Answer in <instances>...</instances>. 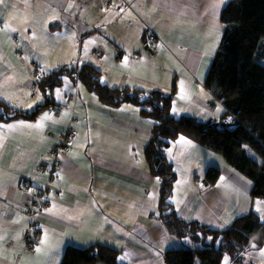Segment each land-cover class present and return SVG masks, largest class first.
I'll return each mask as SVG.
<instances>
[{
    "label": "crops",
    "instance_id": "obj_1",
    "mask_svg": "<svg viewBox=\"0 0 264 264\" xmlns=\"http://www.w3.org/2000/svg\"><path fill=\"white\" fill-rule=\"evenodd\" d=\"M226 2L5 0L0 4V100L10 104L9 97L12 106L33 109L46 99L45 91L32 82L35 67L47 72L80 63L100 70L101 82L109 87L170 92L173 83L175 116L197 117L196 109L204 111L207 105L218 103L221 112L207 118L219 120L225 107L204 80L223 31L219 15ZM106 24L110 30L106 31ZM146 26L160 39L152 53L145 48ZM132 106L109 107L80 86L73 123L79 134L86 135L91 124L101 128L99 138L115 131L120 139L128 138L129 157L108 153L114 145L94 142L89 147L79 145L81 140L72 142L63 154L57 179L48 187L33 253L22 249V228L30 223L25 205L34 187L22 181L43 183L36 165L41 160L49 162L54 155L52 148L67 125L69 110L63 108L52 116L44 107L34 119L0 123L14 125L0 127V264H59L62 254L57 246L45 258L46 244L56 243L66 228L75 242L69 245L109 244L119 248L117 259L123 264H165L167 249L200 247L188 236L168 232L157 217L158 181L147 170L142 152L152 121ZM116 108L121 112L116 113ZM45 113L51 119L41 120ZM20 121L24 125L39 121L42 127H26ZM164 153L176 172L170 202L181 218L217 230L250 211L264 219V199L250 195L249 180L228 167L219 153L184 136L172 140ZM209 166L219 169L213 183L205 176ZM242 256L250 264H264V242L244 250ZM225 257L227 264H234L228 255L220 264Z\"/></svg>",
    "mask_w": 264,
    "mask_h": 264
},
{
    "label": "trees",
    "instance_id": "obj_2",
    "mask_svg": "<svg viewBox=\"0 0 264 264\" xmlns=\"http://www.w3.org/2000/svg\"><path fill=\"white\" fill-rule=\"evenodd\" d=\"M219 18L224 27L204 80L225 107L219 120L175 116L171 112L173 83L170 92L109 87L101 82L100 70L80 63L45 72L38 87L45 91L46 99L33 109L14 108L0 100V123L34 119L40 109L53 104L51 90L61 84L63 76H69L107 106L126 102L139 106L140 113L152 120L142 152L147 170L158 181L157 217L171 234L200 243L197 248L167 249L163 252L165 264H220L224 255L234 264H250L241 251L264 242V219L254 211L217 230L195 219L181 218L170 202L177 176L164 150L178 136L219 153L228 167L249 180L250 195L264 199V0H227ZM229 115L232 121L223 124ZM218 175V168L206 169L209 183ZM37 233L38 227L35 237ZM118 252L119 248L102 242L67 245L59 264H123L117 259Z\"/></svg>",
    "mask_w": 264,
    "mask_h": 264
},
{
    "label": "rangeland",
    "instance_id": "obj_3",
    "mask_svg": "<svg viewBox=\"0 0 264 264\" xmlns=\"http://www.w3.org/2000/svg\"><path fill=\"white\" fill-rule=\"evenodd\" d=\"M111 29V25L110 24H106V31ZM107 34V33H106ZM107 44V42H106ZM55 55H52V60L55 59ZM78 54L75 53L74 54V58L77 60L78 58ZM109 58H106V60H108ZM99 62L100 59L97 60L96 63V67L99 66ZM75 64V61L73 62V65ZM58 65V64H57ZM57 65H55L54 67H56ZM35 69V68H34ZM79 86H81V89L83 90V92L87 93V94H91L92 95H96L95 93H91L90 91H88L85 86L83 84H80ZM75 88V84L74 81H72L71 79H68V76H64L62 79V82L59 86H55L53 88L52 91V95L55 98H59V99H65L66 95L69 93V89L71 91H73ZM57 89H60L59 94L57 93ZM7 101L11 104V98L8 97ZM132 108L134 110H136L137 105L132 104ZM139 107V106H138ZM172 107V106H171ZM219 109V110H218ZM172 108H171V112H172ZM121 112V110L119 108H116V113ZM122 112L124 114H126L125 110H122ZM196 112H199V116H197L196 118L200 121H206L208 120V116H212V115H216L217 113L221 112V106L218 103H214V106L211 105H207L204 111H201L200 109H196ZM137 113H134L133 115L136 116ZM181 116V115H180ZM149 118V117H148ZM134 120H137L136 118H133ZM151 120V118H150ZM152 121V120H151ZM116 131H118V129H115ZM101 132V128L100 127H95L92 124L88 126V130H86V135L84 134H77L75 139L76 141H80L79 145H84V144H88L89 147H93L94 142H97V145H102V143H104V147L107 146H112L114 145V150L110 149L108 150V153L113 154L117 157H120L122 159H126V157H129V153L126 152V139H128L126 137L123 138H119V136H117L118 134H116L115 131L112 132L113 135H116V137L114 138L113 135L111 133H109V131L105 134V137L99 138V134ZM116 141V143L113 142V139ZM58 139H56L57 142ZM110 142V143H107ZM55 145V144H54ZM54 147V146H53ZM53 150V148H52ZM53 152V151H52ZM54 153V152H53ZM141 157V155H140ZM48 191V190H47ZM119 191V190H117ZM30 217L32 219V214H30ZM66 216L69 217L71 216L70 211L68 210V203L66 204ZM30 219V221H31ZM38 239V238H37ZM71 243H75L73 238L69 236V229L66 228V231L64 234H60L58 236V240L56 241V243L54 244H46V251H45V258L48 255V253L50 252V250H52L53 247L57 246V250L62 254L65 247Z\"/></svg>",
    "mask_w": 264,
    "mask_h": 264
},
{
    "label": "bare ground",
    "instance_id": "obj_4",
    "mask_svg": "<svg viewBox=\"0 0 264 264\" xmlns=\"http://www.w3.org/2000/svg\"><path fill=\"white\" fill-rule=\"evenodd\" d=\"M150 30H151V28L149 26H146L145 34H144V43L147 46V47L145 46V48L149 51V53H152V52L156 51L153 48V46L156 45L158 42H160V39L158 37V34L153 30V35H152L153 39L149 40V37L151 35ZM11 35H12L13 39H17L15 35H13V34H11ZM148 47L150 48V50L148 49ZM19 53L21 54L20 50H19ZM44 73H45L44 71H41L39 68L35 67L34 73H33V76H32V82H33V84L35 86H38L40 80H42V78L44 76ZM74 84H75L74 90L70 91L66 95V97L68 95H72L74 97V100L72 102H70V103H67L66 99H64V100H53V102H52L53 104H48V106L45 107L47 112H48V114H50L52 116H55V115L59 114L60 111L63 108H67L69 110V119H68L67 122H71V123L75 122V120H76L75 106H76V101H77V97H78V94H79V88H80L79 85L81 83L78 80V81L74 82ZM87 90H89V89H87ZM52 91H53V89L51 90V92ZM90 92H92V91H90ZM52 98H53V95H52ZM96 98H97V96H96ZM128 103H130V102H128ZM123 104H125V103H123ZM130 104H132V103H130ZM9 105H11V104H9ZM12 107H14V106H12ZM109 107H111V106H109ZM115 107H118V106H115ZM14 108H16V107H14ZM212 121H216V119H212ZM63 156L64 155H61V156L55 158L54 155H53L49 162H46L44 160L38 161V163L36 165V173L38 175H40L42 180H43V183L41 185H34L29 178L23 179L22 185H24V186H33L34 188H37V189H47L57 179V174H58L57 172L60 170V165H61ZM42 200L44 202H47V200H48L47 194L43 195ZM36 243H37V237H35L31 241V243H29L26 246V250H24V251L28 252V253H33L36 250ZM23 246H24V244L22 243V248H23ZM244 250H246V249H244ZM244 250L241 251V254L244 252Z\"/></svg>",
    "mask_w": 264,
    "mask_h": 264
},
{
    "label": "built area",
    "instance_id": "obj_5",
    "mask_svg": "<svg viewBox=\"0 0 264 264\" xmlns=\"http://www.w3.org/2000/svg\"><path fill=\"white\" fill-rule=\"evenodd\" d=\"M151 35L149 40L153 39V30H150ZM74 100L72 95L66 97V102L70 103ZM232 116H226L223 120V124L227 125L232 121ZM78 134L77 128L71 122H67V125L63 132L57 136V142L53 147L54 157L57 158L63 155L68 149L69 145L75 140L76 135ZM47 193V189H37L34 188L33 193L29 195L28 201L26 202V211L32 214V219L30 223L22 228V241H23V250H26V246L31 243L35 238L36 228L38 227V218L42 211V206L45 203L42 200L43 195ZM34 234V236H33Z\"/></svg>",
    "mask_w": 264,
    "mask_h": 264
},
{
    "label": "snow or ice",
    "instance_id": "obj_6",
    "mask_svg": "<svg viewBox=\"0 0 264 264\" xmlns=\"http://www.w3.org/2000/svg\"><path fill=\"white\" fill-rule=\"evenodd\" d=\"M4 2H5V0H0V4H2V3H4ZM221 2H224V0H221ZM217 6H218V5H214L213 7H217ZM59 92H60V89H57V93H58V94H59ZM38 99H39V97H38ZM29 107H32V106L29 105ZM218 110H219V109H218ZM175 111H176V109H173V112H175ZM46 119H51V117H50L47 113H45V114L43 115V117L41 118V120H46ZM19 124L24 125V122H23V121H20ZM24 126H26V127H42V123L38 121L37 124H35V125L28 124V125H24ZM0 127L13 128L14 125H12V124L0 125ZM183 139H184V138L181 137V140H183ZM209 239H211V238H209ZM41 243L43 244L44 241L41 240ZM37 251H39V249H37ZM227 261H228V257H225V259H224V264H227Z\"/></svg>",
    "mask_w": 264,
    "mask_h": 264
},
{
    "label": "clouds",
    "instance_id": "obj_7",
    "mask_svg": "<svg viewBox=\"0 0 264 264\" xmlns=\"http://www.w3.org/2000/svg\"><path fill=\"white\" fill-rule=\"evenodd\" d=\"M152 30H153V29H152ZM65 99H66V98H65ZM77 130H78V129H77ZM62 132H63V131H62ZM78 134H79V131H78ZM75 140H76V139H75ZM75 140H74V141H75ZM74 141H73V142H74ZM69 146H70V145H69Z\"/></svg>",
    "mask_w": 264,
    "mask_h": 264
},
{
    "label": "water",
    "instance_id": "obj_8",
    "mask_svg": "<svg viewBox=\"0 0 264 264\" xmlns=\"http://www.w3.org/2000/svg\"><path fill=\"white\" fill-rule=\"evenodd\" d=\"M147 47V46H146ZM148 49L150 50V48L148 47Z\"/></svg>",
    "mask_w": 264,
    "mask_h": 264
}]
</instances>
